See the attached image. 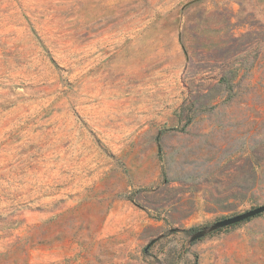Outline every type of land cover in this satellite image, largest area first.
Listing matches in <instances>:
<instances>
[{
	"label": "rangeland",
	"instance_id": "1",
	"mask_svg": "<svg viewBox=\"0 0 264 264\" xmlns=\"http://www.w3.org/2000/svg\"><path fill=\"white\" fill-rule=\"evenodd\" d=\"M264 0H0V264H264Z\"/></svg>",
	"mask_w": 264,
	"mask_h": 264
},
{
	"label": "water",
	"instance_id": "2",
	"mask_svg": "<svg viewBox=\"0 0 264 264\" xmlns=\"http://www.w3.org/2000/svg\"><path fill=\"white\" fill-rule=\"evenodd\" d=\"M263 212H264V205H261V206H258L257 208H254V209H251L245 213H242L238 216L226 219L222 222V224H229V223L244 221L248 218L259 215Z\"/></svg>",
	"mask_w": 264,
	"mask_h": 264
}]
</instances>
